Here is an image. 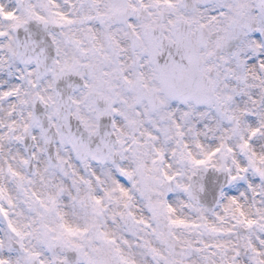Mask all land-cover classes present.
Masks as SVG:
<instances>
[{"label": "snow or ice", "instance_id": "1", "mask_svg": "<svg viewBox=\"0 0 264 264\" xmlns=\"http://www.w3.org/2000/svg\"><path fill=\"white\" fill-rule=\"evenodd\" d=\"M0 264H264V0H0Z\"/></svg>", "mask_w": 264, "mask_h": 264}]
</instances>
